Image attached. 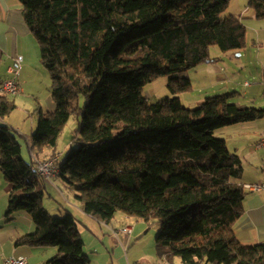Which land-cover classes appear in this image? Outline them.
Here are the masks:
<instances>
[{
  "label": "trees",
  "instance_id": "obj_1",
  "mask_svg": "<svg viewBox=\"0 0 264 264\" xmlns=\"http://www.w3.org/2000/svg\"><path fill=\"white\" fill-rule=\"evenodd\" d=\"M20 1L56 108L36 109L30 159L20 134L0 123V178L13 186L6 215L26 211L35 225L17 243L56 246L46 264H92L75 216H52L43 205L57 177L76 187L84 211L99 221L110 223L119 211L156 218L159 252L184 264H264V241L245 244L235 231L249 193L242 157L215 135L264 118V108L231 101L236 91L195 107L181 99L193 89L190 70L217 61L212 45L247 49L242 16L224 14L232 0ZM248 7L264 19V0ZM160 76L171 95L150 102L144 86ZM15 108L14 95L0 92V118ZM72 115L81 117L77 145L60 160L58 139ZM34 156L54 160L59 173L39 175Z\"/></svg>",
  "mask_w": 264,
  "mask_h": 264
},
{
  "label": "crops",
  "instance_id": "obj_2",
  "mask_svg": "<svg viewBox=\"0 0 264 264\" xmlns=\"http://www.w3.org/2000/svg\"><path fill=\"white\" fill-rule=\"evenodd\" d=\"M247 12L249 13V11ZM240 15L247 26V37L250 34L252 35L251 43L256 47V58L254 61L258 62L264 76V19L255 18L254 13L251 12L245 18L242 14ZM18 55L24 56V61L18 76L22 91L14 95L16 101V108L14 110L17 109L22 114V120H14L11 113L4 119L0 118V123H6L14 128L20 134L21 138L26 140L29 151L32 153L29 137L36 128L37 119L34 117V114L32 115L30 110L34 108L36 111L38 107H42L44 110L52 111L56 108V102L52 97L51 82L50 80L47 81V72L40 61L38 42L24 19L21 1L0 0V84L4 79L11 76L10 68L15 64V57ZM259 69L257 72L260 71ZM190 73L193 89L194 80H198L196 76L200 79L203 77H208L209 80L211 79L212 81L209 82V85L215 83L225 85L228 83L234 87L236 84L234 75L232 74L231 76V74H228L227 68L220 65L217 61L200 65L197 70H193ZM255 81L257 80L255 79ZM247 82L248 80L245 79L244 84L248 88L255 87L253 85L257 84H264V81L254 84H246ZM42 86H44V89ZM213 90L215 91L216 89L214 88ZM183 95L186 96L188 102L194 104L193 106L198 105L201 100V98H193V95L189 92ZM244 95H249V91L244 90ZM181 99H183L182 96ZM244 123H246L245 127H247L250 135L248 139L249 148L255 154L252 159L246 160V155L239 153L238 148L235 151L240 154L243 160L241 182H255L264 178V118ZM45 151L49 153L50 150L45 148ZM56 179L57 177L53 178L52 181H48V185L55 184ZM12 187V184L4 176H1L0 264H3L5 258L11 255L25 257L26 264H46L48 260L57 254L58 250L56 246H29L17 243L23 235L34 231L35 225L30 214L26 211H19L13 214L11 218H8L6 215ZM248 192L244 203V214L237 221L235 231L237 237L243 243L252 245L264 241V190H248ZM72 205L73 209L70 212L74 216V210L84 218L91 216L84 211L81 205L75 203H72ZM134 231L135 227H133V234ZM117 232L124 233L121 228Z\"/></svg>",
  "mask_w": 264,
  "mask_h": 264
},
{
  "label": "rangeland",
  "instance_id": "obj_3",
  "mask_svg": "<svg viewBox=\"0 0 264 264\" xmlns=\"http://www.w3.org/2000/svg\"><path fill=\"white\" fill-rule=\"evenodd\" d=\"M250 12L253 13V9L248 7V0H232L224 14H242L245 18L249 16ZM244 20L246 21V19ZM251 37V34L247 37L248 47L243 51H224L219 46L212 45L211 53L213 57L217 58V62L220 65L227 68L228 74L234 75L236 84L234 87L228 83L225 85L221 83L209 85V82L212 81L211 79L209 80L208 77L200 79L196 76L198 80H194V89L189 91L193 98H201V102L210 95L229 93L236 90V94L231 98V101L241 106L264 107V84L253 85L255 87L252 88L245 87L244 84L245 79L250 84L264 81L262 69L258 62L254 61L256 58V47L252 45ZM197 68L191 69L190 72L197 70ZM258 69L260 70L259 72H257ZM46 72L47 81L50 80L51 82L49 73L47 70ZM42 87L44 89V86ZM214 88L216 89L215 91L213 90ZM244 90H248L249 95H244ZM183 94L181 96L184 105L186 107H195L193 106L194 104L188 102ZM144 95L150 102H156L159 99L170 96L167 76H160L146 83ZM84 103L85 98L80 95L81 106ZM30 111L38 119L35 109L33 108ZM11 116L14 120H22V114L17 109L12 112ZM80 125L81 117L72 115L58 139L57 152L60 160H64L71 147L77 145L76 138ZM245 126L246 123L244 122L226 125L216 129L215 135L226 139L231 151L234 152L238 148L239 153L245 154V159L247 160L252 159L255 153L249 148L248 139L250 135ZM21 142L23 144L24 157L30 159L31 153L26 140L21 139ZM55 182V184L48 185L49 193L43 198V205L52 216L68 213V211L73 209L72 203L81 205V200L76 196L79 191L75 186L66 184L59 178ZM74 212L80 226L81 236L85 242L84 251L90 255L92 264H184L181 258L172 254L171 251L159 252L157 234L161 224L156 218L146 221L137 217L127 216L119 211L110 223H106L91 216L84 218L76 210ZM126 224L135 227L134 234L117 232L120 228L122 230Z\"/></svg>",
  "mask_w": 264,
  "mask_h": 264
},
{
  "label": "built area",
  "instance_id": "obj_4",
  "mask_svg": "<svg viewBox=\"0 0 264 264\" xmlns=\"http://www.w3.org/2000/svg\"><path fill=\"white\" fill-rule=\"evenodd\" d=\"M24 61L23 55H18L15 57V64L11 66V76L4 79L0 84V92L8 93L11 95H17L22 91V87L18 76ZM246 84H249L247 82ZM35 157V156H34ZM36 160L37 173L46 179L51 180L54 176L59 173V167L54 160L42 161L40 159ZM245 189L250 191H263L264 190V178L259 179L255 182L243 183ZM127 234H132L133 226L126 225L122 229ZM3 264H26V259L23 256L11 255L5 258Z\"/></svg>",
  "mask_w": 264,
  "mask_h": 264
}]
</instances>
